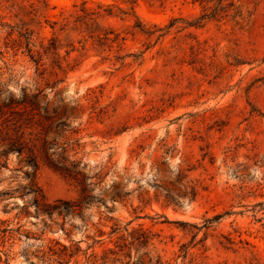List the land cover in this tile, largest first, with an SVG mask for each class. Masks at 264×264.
Here are the masks:
<instances>
[{
  "label": "rangeland",
  "instance_id": "1",
  "mask_svg": "<svg viewBox=\"0 0 264 264\" xmlns=\"http://www.w3.org/2000/svg\"><path fill=\"white\" fill-rule=\"evenodd\" d=\"M206 4L0 0V264H264V0Z\"/></svg>",
  "mask_w": 264,
  "mask_h": 264
},
{
  "label": "trees",
  "instance_id": "2",
  "mask_svg": "<svg viewBox=\"0 0 264 264\" xmlns=\"http://www.w3.org/2000/svg\"><path fill=\"white\" fill-rule=\"evenodd\" d=\"M223 0H214V2L212 4H209V0H206V5L203 6V14L198 18L199 20L202 19H207L210 17H217L219 16L220 13L224 12V10L222 9V4ZM82 14L81 15H76V18L74 20L75 23H80V24H84L85 25V29L89 32V37L96 39V41H98L99 43H103V41H107L110 38L108 37V35L111 33V31H103L102 33H97V34H92L93 31L88 30L89 29V24L86 22L87 20H92L94 22V18L90 17L91 14H93V12H87L84 9H81ZM237 13V12H236ZM85 20V21H83ZM93 22H91L90 25L93 24ZM117 39V35H115V37L113 38ZM57 49V45H56V40L55 39H50L49 43L47 46L43 47V53L49 55L52 58V61L55 62V65L62 69L61 66V62L59 60V56L56 52ZM26 51L29 54V57L35 62V64L40 65V60H41V56L42 53L40 52H36L35 54H33L31 52V49L28 47V42L26 45ZM74 65H70L67 64L66 67L72 68ZM31 191L38 193L37 189H34L33 187H31ZM114 197H116V195H114ZM34 202L35 205L37 206L38 209H40L41 211H44L46 213H51L53 211H57V212H74L78 209H81L83 206L89 204L91 202V197L89 195H87L83 190L81 192L80 197H78L77 199L70 201V200H55L53 202H48L45 200V198L41 195L36 196L34 198ZM119 250H123V248H120ZM110 252H112L111 250H108ZM118 253V252H117ZM123 257H129V254L126 252H122L121 254ZM126 264H129V262H127ZM132 264H145V262L143 261H139L138 263H132ZM146 264H166L159 255H157L155 257V259L150 258L149 261Z\"/></svg>",
  "mask_w": 264,
  "mask_h": 264
}]
</instances>
